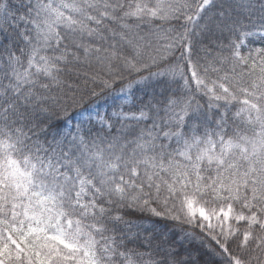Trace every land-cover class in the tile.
<instances>
[{
  "label": "snow or ice",
  "instance_id": "snow-or-ice-1",
  "mask_svg": "<svg viewBox=\"0 0 264 264\" xmlns=\"http://www.w3.org/2000/svg\"><path fill=\"white\" fill-rule=\"evenodd\" d=\"M255 38L264 0H0V264H264Z\"/></svg>",
  "mask_w": 264,
  "mask_h": 264
},
{
  "label": "trees",
  "instance_id": "trees-1",
  "mask_svg": "<svg viewBox=\"0 0 264 264\" xmlns=\"http://www.w3.org/2000/svg\"><path fill=\"white\" fill-rule=\"evenodd\" d=\"M256 43L253 45H249V47H264V43H261L259 38H255ZM203 103V101H201ZM124 99L123 96L119 92H113L108 95H105L98 100H96L95 104L92 106V113L93 115L95 112L99 111L102 115L105 112H110L114 109L116 105H123ZM88 113H85V116H87ZM81 117H77V119H80ZM145 226L149 225V221H144ZM207 259V257H205Z\"/></svg>",
  "mask_w": 264,
  "mask_h": 264
}]
</instances>
